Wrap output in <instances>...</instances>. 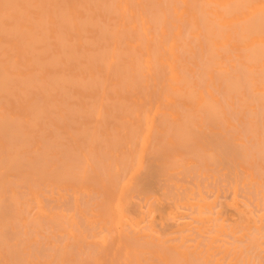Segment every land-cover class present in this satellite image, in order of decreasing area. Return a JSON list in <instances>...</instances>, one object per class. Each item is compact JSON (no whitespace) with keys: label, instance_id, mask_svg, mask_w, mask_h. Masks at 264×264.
I'll return each instance as SVG.
<instances>
[{"label":"bare ground","instance_id":"1","mask_svg":"<svg viewBox=\"0 0 264 264\" xmlns=\"http://www.w3.org/2000/svg\"><path fill=\"white\" fill-rule=\"evenodd\" d=\"M143 175L229 191L202 248L129 227ZM0 264H264V0H0Z\"/></svg>","mask_w":264,"mask_h":264},{"label":"rangeland","instance_id":"2","mask_svg":"<svg viewBox=\"0 0 264 264\" xmlns=\"http://www.w3.org/2000/svg\"><path fill=\"white\" fill-rule=\"evenodd\" d=\"M155 159L150 158L147 160V163L150 167L155 163ZM217 177V174L214 175ZM179 184V198L173 201L171 198L164 196L166 188V180L161 177L156 176H141L139 182H141L140 188H144L147 191V198L142 197V193L135 191L133 193V200L136 202L135 206H127L126 211L128 214V224L129 227L135 230L146 229L152 227L153 230L161 235L166 233V236L171 238L172 242L180 244V238L183 236L184 243L187 244H197L199 248H202L204 242L207 240L209 231L206 233L204 229L203 232H198L196 226L208 225L213 228L214 218L216 217L215 211L218 209L219 202L223 200V196L229 195V191L222 187L219 189V196L214 197V193L218 188L217 179L213 177H206L199 175L197 177L188 176V175H178L175 177ZM189 190H193L190 195L191 198H198V190L201 193V196L206 201H213V214L211 215L212 220L208 223L203 222L201 219L195 217V207L186 202L185 195ZM223 190V191H222ZM42 201L45 205L52 207L55 210L67 212L70 208L72 201V195L70 189H62V196H58L55 190H51L49 186L42 188ZM189 193V192H188ZM153 196H160V202H155L151 204ZM87 200H91L90 196L87 194H80L78 198V205L80 209L84 212H87L85 206L87 205ZM240 202V201H238ZM93 206L89 213L94 214V225L89 228L85 225L80 219L81 216L79 213H76L77 218L79 219V229L84 238V240L89 241L91 231L103 234L107 232L106 226L103 224V221L98 213V208L95 205ZM151 207V208H150ZM170 211L175 214L174 220L161 219V215H166ZM229 233L221 234L216 237L213 241V251L217 252L219 250V245L224 244L225 241L231 240L228 237Z\"/></svg>","mask_w":264,"mask_h":264}]
</instances>
